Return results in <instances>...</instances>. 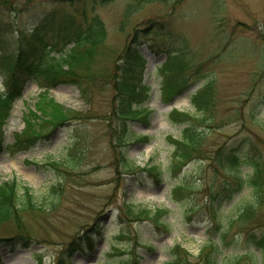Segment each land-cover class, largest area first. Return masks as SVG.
<instances>
[{
	"label": "rangeland",
	"instance_id": "obj_1",
	"mask_svg": "<svg viewBox=\"0 0 264 264\" xmlns=\"http://www.w3.org/2000/svg\"><path fill=\"white\" fill-rule=\"evenodd\" d=\"M42 1L11 0L16 12L0 11L6 28L0 58L25 47L17 31L29 32L40 20L45 3L51 5ZM94 13L106 39L73 72L78 84L50 89L21 79L15 85L13 68L0 62V96L13 97L0 138V183L14 180L20 193L29 188L44 208L0 224V264H166L175 245L188 264H264V254L249 242L251 235L264 236V0H166L142 7L115 0ZM166 63L174 95L161 89L158 69ZM129 81L149 87L141 105L146 121L124 119L130 108H140L138 97L121 94ZM207 83L210 100L198 115L203 123L195 125L201 144L191 162L169 170L175 153L169 139L181 138L187 126L169 115L196 117L191 97ZM232 152L249 156L261 173L253 177L244 165L233 175L227 167ZM124 158L140 168L159 166L161 176L125 173ZM251 177L261 190L256 202L253 187L228 191L238 178ZM128 203L165 209L166 227L121 217Z\"/></svg>",
	"mask_w": 264,
	"mask_h": 264
},
{
	"label": "trees",
	"instance_id": "obj_2",
	"mask_svg": "<svg viewBox=\"0 0 264 264\" xmlns=\"http://www.w3.org/2000/svg\"><path fill=\"white\" fill-rule=\"evenodd\" d=\"M38 1V0H37ZM41 5H44L42 0H39ZM115 0H51V5H46L47 11H43L40 20H38L34 26L31 27L29 32L17 31L21 36V40H24L26 44L24 48L19 49V53L16 55H3L0 58V62L4 60L6 67L13 68L14 72L10 74L13 83L16 85L17 81L21 79H33L37 81L41 88H53L59 84L69 82L72 84H78L76 76L73 72L75 69L83 65V62L87 61L88 52L92 51L106 39L105 26L102 20L94 10L97 6H105L107 3ZM139 2V7L143 4H151L157 2H164L166 0H134ZM180 2V0H176ZM62 5L71 8L70 11H66ZM9 11L13 14L16 12V8L11 0H0V11ZM14 26L13 23L10 24ZM4 25H0V32H5ZM16 31V28H11ZM10 29V30H11ZM136 61L134 64H139L140 59L135 55ZM168 58V56H167ZM143 62V61H142ZM168 66L167 63L159 67L158 71L162 79V83L165 91L169 94L173 93L174 81H168L166 77ZM130 73L134 74L130 65ZM176 76V71L173 72ZM129 74V78L133 79V75ZM177 81L181 79H176ZM187 80H183V85L179 88L182 89L186 85ZM126 86H121V94L125 97L136 96L140 108H130L124 119L147 120V115L141 110H145L141 105L143 104L142 95L145 98L148 97L149 87H142L138 85L136 87L131 85L130 81L123 83ZM211 83H207L201 90L194 93L191 97V103L197 109V116L205 110L204 106L208 104L210 100ZM177 88V87H176ZM175 88V89H176ZM143 89H146L143 93ZM178 89V90H179ZM176 90V91H178ZM13 97L12 93L0 96V138L2 137V128L6 124L7 119L12 111ZM204 105V106H203ZM190 117L189 115L173 110L169 117L175 122L186 123L187 125L183 130V136L179 139L170 138L172 144L175 147L174 158L169 170L176 166L181 168L186 166L188 162L192 161L193 155L197 152V148L200 146L203 139V134L197 131L195 125L203 123L201 116ZM192 121V123H190ZM29 141V136H27ZM34 139L37 138L32 136ZM141 137L140 139H143ZM33 142V141H32ZM249 156H240L232 152L230 163L227 164L229 171L236 177L240 176L241 168L245 165L252 169L253 177H257L260 173V165L257 162L248 161ZM56 165V163H54ZM120 168L123 172H141L151 175L161 176L160 167L147 163L145 167L140 168L135 165L134 162L127 159H121ZM155 176L156 178H158ZM160 179V178H159ZM239 182L235 188L228 189L229 192H238L245 186L253 187L255 195V202L260 198V186L255 178L243 181L238 178ZM180 189L186 190L183 183L178 185ZM57 187H53L52 194L56 195ZM252 207L246 208L245 211ZM43 204L34 201V197L31 190L27 187H23L22 193L19 192V185L16 181H5L0 183V224L3 222L13 221L18 223L19 213L29 210L31 212H39L43 210ZM165 209L151 210L146 205L136 206L132 203L124 204L121 217L127 219L130 222H145L146 224H152L153 226L166 227V223L163 221ZM240 215V214H239ZM249 217L250 215H242ZM231 222L229 221V224ZM217 227L214 231H217ZM225 233H222L223 240ZM249 242L259 248L262 254H264V236L255 237L250 236ZM88 246L91 247V242H88ZM179 245H175L171 250V259L166 264H188L187 259H183L182 254L178 253ZM211 264H216L212 262ZM226 264H234L227 262Z\"/></svg>",
	"mask_w": 264,
	"mask_h": 264
},
{
	"label": "bare ground",
	"instance_id": "obj_3",
	"mask_svg": "<svg viewBox=\"0 0 264 264\" xmlns=\"http://www.w3.org/2000/svg\"><path fill=\"white\" fill-rule=\"evenodd\" d=\"M176 104L179 105V102H177Z\"/></svg>",
	"mask_w": 264,
	"mask_h": 264
}]
</instances>
